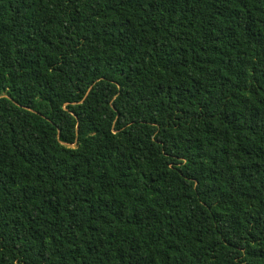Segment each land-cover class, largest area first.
<instances>
[{
    "label": "trees",
    "instance_id": "1",
    "mask_svg": "<svg viewBox=\"0 0 264 264\" xmlns=\"http://www.w3.org/2000/svg\"><path fill=\"white\" fill-rule=\"evenodd\" d=\"M0 264H264V0H0Z\"/></svg>",
    "mask_w": 264,
    "mask_h": 264
}]
</instances>
